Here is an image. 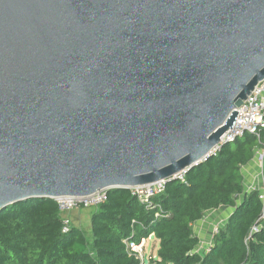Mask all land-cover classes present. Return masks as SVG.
Masks as SVG:
<instances>
[{
	"label": "water",
	"instance_id": "95a60500",
	"mask_svg": "<svg viewBox=\"0 0 264 264\" xmlns=\"http://www.w3.org/2000/svg\"><path fill=\"white\" fill-rule=\"evenodd\" d=\"M263 78L264 0H0V211L189 171Z\"/></svg>",
	"mask_w": 264,
	"mask_h": 264
},
{
	"label": "trees",
	"instance_id": "16d2710c",
	"mask_svg": "<svg viewBox=\"0 0 264 264\" xmlns=\"http://www.w3.org/2000/svg\"><path fill=\"white\" fill-rule=\"evenodd\" d=\"M259 146L249 132L224 143L193 166L185 182H167L153 198L155 207H146L127 188L110 189L99 206L75 210L91 209L90 234L77 224L63 232L55 199L11 204L0 211V264H135L125 241L151 234L159 241L152 264H264V225L250 236L264 205L258 190L246 191L242 171ZM220 207L234 210L214 233L211 250L201 254L194 224Z\"/></svg>",
	"mask_w": 264,
	"mask_h": 264
},
{
	"label": "built area",
	"instance_id": "2783aa9c",
	"mask_svg": "<svg viewBox=\"0 0 264 264\" xmlns=\"http://www.w3.org/2000/svg\"><path fill=\"white\" fill-rule=\"evenodd\" d=\"M236 111H238V114L232 128L230 126L229 129L224 132V134L221 136L220 144L216 145L208 155L203 157L202 161H205L209 157L216 155L218 150L224 143L233 142L234 140H236V138L243 136L246 132L252 133L257 137L260 144L258 148H260V151H264V141L262 140V132L264 129V78L259 81V83L255 86L254 90L243 102V104L236 108ZM263 156L264 153H261V162L258 166L259 170L254 176L252 184L249 186V191L254 189L258 190L259 198L264 205V181L262 180V186H256V183H260V178L264 179ZM187 172L188 170L184 169L169 178L161 179L153 183L129 186L128 189L130 190L132 195L136 196L140 202L146 205V207H155V205L153 204L154 196L163 192L167 182L171 181V179L185 182ZM108 191V188H104L89 195H67L55 198L59 210L63 213V232H67L72 225L71 218L65 213L73 210H79L81 208H91L99 206L107 199ZM223 224L224 223H221L213 228L209 240L199 242L198 246L196 247V250L199 253L204 254L211 250L212 237L214 233L218 231V228ZM263 225L264 211L258 218L257 223L252 227L250 236L259 231ZM152 237H154L153 234H151L148 238L142 237L140 241H134L131 239L125 241L129 254L137 259V262L135 264H152L151 260L157 258V256H154L153 254H151V252L146 250L147 241H149Z\"/></svg>",
	"mask_w": 264,
	"mask_h": 264
},
{
	"label": "rangeland",
	"instance_id": "374dc122",
	"mask_svg": "<svg viewBox=\"0 0 264 264\" xmlns=\"http://www.w3.org/2000/svg\"><path fill=\"white\" fill-rule=\"evenodd\" d=\"M261 153H264V151H262V150L260 151V148H257V151L255 153V158L251 162L252 167L249 170H252V171L254 170L253 171L254 174L249 175V172L246 170V168H245V170L243 168V173L245 176L244 182L246 184L245 186H246L247 191H249V186L252 184V182L254 180V176L257 174V171L259 170L258 166L261 162ZM263 164H264V156H263ZM263 170H264V168H263ZM263 177H264V173H263ZM262 180L264 181V179L260 178V183H256V186H259V185L262 186ZM241 198H242V196L239 197V199L237 200V203H240ZM89 210H91V209L85 210L84 212H89ZM233 210H234V208H232V207H226L223 209L220 208V209H216V210L207 211V213H205V216H204L205 219L204 220H205V223L207 224V226L209 227L208 228L209 232L212 234V230L216 225H219L221 223H225L227 221V219L229 218V216L231 215ZM80 212H78V215H76V217H78V218L74 219V222L72 224L79 225L80 227L85 229V231L88 234H90V225L91 224H90L89 216L86 213L83 216ZM198 232H199V230H198ZM156 240L157 239L154 237L151 240L147 241V245H146L147 251H149L152 248V246ZM202 242H204V240Z\"/></svg>",
	"mask_w": 264,
	"mask_h": 264
},
{
	"label": "crops",
	"instance_id": "0c3cea01",
	"mask_svg": "<svg viewBox=\"0 0 264 264\" xmlns=\"http://www.w3.org/2000/svg\"><path fill=\"white\" fill-rule=\"evenodd\" d=\"M252 161H250L247 165H245L243 168H244V170H245V168H246V170L249 172V175H252V174H254V170L252 171V170H249L251 167H252V163H251ZM242 171H243V169H242ZM244 174V173H243ZM244 181H245V176H244ZM245 183V182H244ZM246 185V184H245ZM248 189V188H247ZM247 191V190H246ZM220 208H226V207H220ZM220 208H218V209H220ZM214 210H216V209H214ZM78 212H80V211H76L75 212V210L74 211H70V212H67V213H65L67 216H69L70 218H71V220H72V223L74 222V219H76V218H78V217H76V215H78ZM83 216L85 215V213L86 212H84V210H82L81 212H80ZM207 213V212H206ZM205 216V215H204ZM84 218V217H83ZM205 218L203 217L202 219H200V220H198L196 223H195V225H194V230H195V232H196V234L199 236V238H200V242H202L203 240L204 241H207V240H209L210 239V237H211V233L209 232V230H208V226H207V224L205 223V220H204ZM198 230H199V232H198ZM152 238H154V237H152ZM151 238V239H152ZM150 239V240H151ZM158 248H159V241L158 240H156L155 241V243L153 244V246H152V248L149 250V252H151V254H153L154 256H157V250H158Z\"/></svg>",
	"mask_w": 264,
	"mask_h": 264
}]
</instances>
